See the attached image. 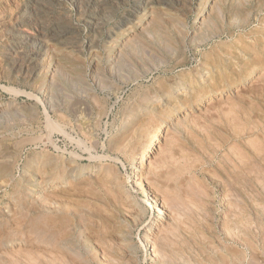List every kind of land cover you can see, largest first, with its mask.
I'll list each match as a JSON object with an SVG mask.
<instances>
[{
    "label": "rangeland",
    "instance_id": "1",
    "mask_svg": "<svg viewBox=\"0 0 264 264\" xmlns=\"http://www.w3.org/2000/svg\"><path fill=\"white\" fill-rule=\"evenodd\" d=\"M74 1L0 0V264H264V0Z\"/></svg>",
    "mask_w": 264,
    "mask_h": 264
},
{
    "label": "bare ground",
    "instance_id": "2",
    "mask_svg": "<svg viewBox=\"0 0 264 264\" xmlns=\"http://www.w3.org/2000/svg\"><path fill=\"white\" fill-rule=\"evenodd\" d=\"M25 1V0H24ZM47 1V0H46ZM76 1V0H75ZM74 1V2H75ZM46 3V2H45ZM73 3V2H72ZM62 4V3H61ZM81 4V3H80ZM89 4V3H88ZM52 5V4H51ZM93 5V4H92ZM136 5V4H135ZM67 6H69V5H67ZM81 6V5H80ZM89 6V5H88ZM27 7V6H26ZM48 7V6H47ZM76 7V6H75ZM50 8V7H49ZM85 8V7H84ZM50 10V9H49ZM64 10H65V8H64ZM150 10V9H149ZM62 11V10H61ZM98 11V10H97ZM38 13V12H37ZM133 13V12H132ZM200 13V12H199ZM32 15H33V12H32ZM90 15V14H89ZM44 17V16H43ZM51 17H53V16H51ZM85 17V16H84ZM26 18V17H25ZM48 19V18H47ZM62 20H64V19H62ZM37 21V20H36ZM61 21V20H60ZM59 21V22H60ZM65 21V20H64ZM23 22V21H22ZM34 22V21H33ZM54 22V21H53ZM20 23V22H19ZM38 23V22H37ZM25 24V23H24ZM53 24V23H52ZM58 24V23H57ZM21 25V24H20ZM61 25V24H60ZM74 25V24H73ZM102 25V24H101ZM53 26V25H52ZM17 27V26H16ZM49 27V26H48ZM69 27V26H68ZM12 28H14V27H12ZM31 28V27H30ZM53 28V27H52ZM89 28V27H88ZM48 29V28H47ZM95 29V28H94ZM100 29V28H99ZM49 30V29H48ZM56 30V29H55ZM19 31V30H18ZM25 31V30H24ZM17 32V31H16ZM22 32V31H21ZM27 32H30V31H27ZM71 32H73V31H71ZM76 32H78V31H76ZM24 34V33H23ZM27 34V33H26ZM31 34V33H30ZM35 34V33H34ZM38 34V33H37ZM20 35V34H19ZM22 35V34H21ZM43 36V35H42ZM16 37V36H15ZM19 37V36H18ZM96 39V38H95ZM44 40V39H43ZM77 40V39H76ZM28 44V43H27ZM66 46V45H65ZM70 46V45H69ZM68 46V47H69ZM43 47V46H42ZM73 47V46H72ZM76 47V46H75ZM78 47V46H77ZM17 48H19V47H17ZM11 49V48H10ZM75 49V48H74ZM15 50V49H14ZM42 50V49H41ZM21 51V50H20ZM39 51V50H38ZM23 54V53H22ZM41 57V56H40ZM246 57V56H245ZM16 58V57H15ZM30 58V57H29ZM19 59V58H18ZM17 59V60H18ZM34 61V60H33ZM25 62H26V60H25ZM35 62V61H34ZM17 65H18V62L16 63ZM15 65V64H14ZM25 65V64H24ZM27 65H25L24 67H26ZM15 67V66H14ZM20 67V66H19ZM37 67V66H36ZM17 68V67H16ZM31 70V69H30ZM23 71V70H22ZM32 71V70H31ZM37 71V70H36ZM36 71H34V72H36ZM21 73V72H20ZM221 93V92H220ZM168 122H169V120H168ZM161 134H162V129H159L158 131H157V133L155 134V136H154V138H153V140L150 142L149 141V147H148V149L145 151V154H142V156L144 155V158L145 157H149L150 156V154H151V149L153 148V147H155L156 145H157V143L159 142V139H160V137H161ZM144 152V151H143ZM144 158H142V160H140V161H143L144 160ZM139 159V158H138ZM235 165V164H234ZM249 173V172H248ZM247 173V174H248ZM229 186V185H228ZM139 190H140V193L143 195V198L145 197L146 199H147V201L149 202L148 203V205H150V208H158L159 206H160V204H159V206H158V203H157V201H156V199L154 198V197H152V195H150V193L144 188V187H140L139 188ZM256 193V192H255ZM145 200V199H144ZM146 201V202H147ZM258 205H260V204H258ZM263 206V205H262ZM159 209V208H158ZM237 209V208H236ZM158 211H160V210H158ZM157 211V212H158ZM161 212V211H160ZM157 215H159V212H158V214ZM248 215V214H247ZM246 215V216H247ZM154 218V217H153ZM155 221H157L156 220V217H155V219H149V220H147V222H146V225H149V224H153ZM147 227V226H146ZM153 228V227H152ZM147 233V232H146ZM148 234H150V233H148ZM232 235V234H231ZM233 236V235H232ZM151 237V236H150ZM145 241V240H144ZM143 244V243H142ZM146 245H147V243H146Z\"/></svg>",
    "mask_w": 264,
    "mask_h": 264
}]
</instances>
